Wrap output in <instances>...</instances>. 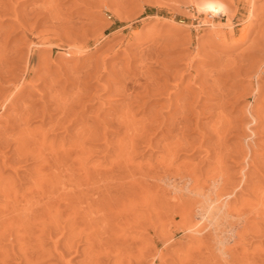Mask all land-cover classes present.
<instances>
[{
    "label": "rangeland",
    "instance_id": "rangeland-1",
    "mask_svg": "<svg viewBox=\"0 0 264 264\" xmlns=\"http://www.w3.org/2000/svg\"><path fill=\"white\" fill-rule=\"evenodd\" d=\"M0 264H264V0H0Z\"/></svg>",
    "mask_w": 264,
    "mask_h": 264
},
{
    "label": "bare ground",
    "instance_id": "bare-ground-1",
    "mask_svg": "<svg viewBox=\"0 0 264 264\" xmlns=\"http://www.w3.org/2000/svg\"><path fill=\"white\" fill-rule=\"evenodd\" d=\"M204 10L206 11V12H208V14H212V16H213V14H220V15H225L226 14V9H225V7L223 6V5H221V4H218V3H208V4H206V6L204 7ZM228 18V17H227ZM70 47V46H69ZM74 48V47H73ZM149 122H147V124H148ZM219 134V133H218ZM216 158V157H215ZM219 158V157H218ZM217 159V158H216ZM198 191V190H197ZM196 194V193H195ZM197 195V194H196ZM199 195V194H198ZM197 195V196H198ZM202 195H204L203 197H205V194H202ZM208 196V195H207ZM201 198V197H200ZM205 199V198H204ZM205 201H208V199L207 200H205ZM206 203V202H205ZM213 203V202H212ZM215 205V204H214ZM221 206V205H220ZM227 206V205H226ZM200 207H201V210H202V213H203V215H204V217H205V219L209 222V221H211V219H214V218H216L215 216L218 214V213H220V211H221V207H218V206H212L210 203H208L207 202V204L206 205H202V203H201V205H200ZM223 210V209H222ZM199 221H201V220H199ZM207 222V224H209ZM202 224H204V223H202ZM205 226H206V224H205Z\"/></svg>",
    "mask_w": 264,
    "mask_h": 264
}]
</instances>
